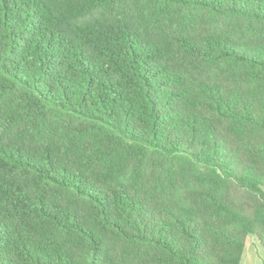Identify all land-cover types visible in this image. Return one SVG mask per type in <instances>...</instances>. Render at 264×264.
<instances>
[{
	"label": "trees",
	"instance_id": "obj_1",
	"mask_svg": "<svg viewBox=\"0 0 264 264\" xmlns=\"http://www.w3.org/2000/svg\"><path fill=\"white\" fill-rule=\"evenodd\" d=\"M264 264V0H0V264Z\"/></svg>",
	"mask_w": 264,
	"mask_h": 264
},
{
	"label": "rangeland",
	"instance_id": "obj_2",
	"mask_svg": "<svg viewBox=\"0 0 264 264\" xmlns=\"http://www.w3.org/2000/svg\"><path fill=\"white\" fill-rule=\"evenodd\" d=\"M263 249L251 237L247 241L245 254L241 260V264H261L263 263Z\"/></svg>",
	"mask_w": 264,
	"mask_h": 264
},
{
	"label": "crops",
	"instance_id": "obj_3",
	"mask_svg": "<svg viewBox=\"0 0 264 264\" xmlns=\"http://www.w3.org/2000/svg\"><path fill=\"white\" fill-rule=\"evenodd\" d=\"M251 264V263H250ZM261 264H263V263H261Z\"/></svg>",
	"mask_w": 264,
	"mask_h": 264
}]
</instances>
